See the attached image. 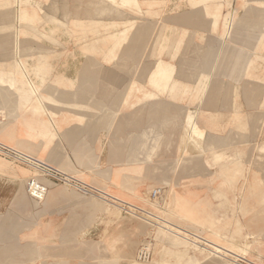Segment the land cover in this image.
I'll list each match as a JSON object with an SVG mask.
<instances>
[{
  "label": "crops",
  "instance_id": "1",
  "mask_svg": "<svg viewBox=\"0 0 264 264\" xmlns=\"http://www.w3.org/2000/svg\"><path fill=\"white\" fill-rule=\"evenodd\" d=\"M178 5L182 14L173 16ZM138 10L164 11L166 25L175 19L190 31L184 42L197 44L202 57L195 75L162 58L173 65L171 77L156 86L159 60L143 82L137 45L131 56L121 52L130 57L122 66L96 49L127 43ZM234 91L244 108L264 105V0H0V264H138L132 257L159 229L143 234L138 219L166 220L143 197L150 188L164 189L151 204L173 202V190L193 194L204 225L184 219L200 228L194 232L171 224L198 236L201 249L249 252L189 254L182 264H264V163L233 161L240 137L226 129L233 111L224 109ZM190 114L200 137L212 133L216 161L189 151ZM18 155L90 192L41 176ZM32 178L48 186L44 200L28 194Z\"/></svg>",
  "mask_w": 264,
  "mask_h": 264
},
{
  "label": "rangeland",
  "instance_id": "2",
  "mask_svg": "<svg viewBox=\"0 0 264 264\" xmlns=\"http://www.w3.org/2000/svg\"><path fill=\"white\" fill-rule=\"evenodd\" d=\"M167 1L168 0H158L159 4L163 5L166 4ZM181 1L182 0H178V2L180 3ZM179 7L180 6L178 5L174 9V13L176 15L173 16L182 14V11ZM137 16L138 20L130 22L127 27L126 35L128 36L126 37L127 39H125L127 40V43H124V39H122L120 41L117 40V42L112 40L110 43H104L101 45L95 44L96 49H104L111 54V59H109L108 62H115L116 65L120 64L122 66L124 64L123 60L125 59V54L121 52L126 50L127 56H131L135 51V46L137 45V54L141 56V59L137 60V65L138 67L141 66L143 68V72H145L146 74L148 73V75H143V82H146L147 76L149 77V73L151 72V69L154 67L155 63L162 58L174 64L175 69L183 70L182 72H184V70H187L189 72H193L194 74V72L196 71L194 63H197L202 57L200 56V53L195 50L198 46L197 44L190 43L189 41L184 42V38L187 39L188 35H190V31L187 29L184 30L182 23H177L179 21H176L175 19L173 21L174 24L170 22L171 25H166L164 19L166 20L167 16L164 11H158L151 15V12L138 10ZM196 33L198 32H191L192 37L194 35L198 36L199 33ZM135 39H138L137 44L134 42ZM108 46H110V48H108ZM141 46L142 50H140ZM193 46L194 48H191ZM128 58L130 57L126 58L127 61ZM170 63H167L164 60H159L156 63L155 74L152 76V80L154 82L151 81L152 84L157 86L159 81H169L171 74H168L166 70L168 67H173V65ZM256 78L257 77H254V79ZM191 79L193 80L194 77H191ZM233 94H235V96L231 99L232 108H230V100L227 99L225 101V104L228 103V105L224 109V112L227 111V114H230L231 110L233 111L232 118H226L228 119V121L226 122V129L231 130L233 133H237L240 137V139H238L239 147L237 148L239 150V154L238 156H233V161L235 163H246L249 161L264 163V150H261L259 147L264 142V139L262 140V137H264V105L261 107L244 108L241 93H239L238 95V92L234 91ZM262 94L263 91H259L256 101L260 98L262 99ZM28 96H30V98H34L36 97V94L34 92H30L28 93ZM243 114H245L244 118H242ZM190 116V130H188L189 134L188 137H186L189 151L192 154H198L199 152L204 153V157L208 158L210 162L216 161L215 153L220 152L218 151L220 150V148L217 149L215 147V142L210 138L212 133L210 132L209 134H207V137L205 139L200 137L203 136V131L198 125L197 121L194 119L193 114H190ZM252 138H254L253 143ZM221 150L230 151V148L228 147V149H225L224 147V149ZM230 161L231 160H228V162ZM167 189L166 191H168ZM152 190V188L147 190L143 197L148 201V204H150L152 206L151 208H153L154 210L155 208L162 209L167 221L182 228L184 227L186 229L194 230V232H198L200 228L193 226H197L201 223L204 225V221H201L197 218L198 201H195L193 199L194 197L192 193L188 191L184 193H177L173 190V202L171 197L169 198L168 196V198H166V201L162 203L165 206L163 209L159 208L160 203H157V201H155L154 204H151L152 202L150 201V192ZM155 203L157 204V206L155 205ZM184 219L190 220L193 226H191L190 224H185V222H183ZM151 226L152 225L149 220L142 221L138 219V229L143 234ZM161 231H164L162 232V236H160ZM156 232L157 235L160 236L158 237V243L163 245V249L161 252L160 250L156 252L153 248V244L155 245L156 242L154 241V238L148 236L149 240L151 238L153 242V260L155 258L154 261L152 260L153 262L151 261V264L157 263L156 261H158V263H161L160 259H164V262L169 264H182L183 259L188 257L189 254L194 255V257L200 258L206 256L212 259H226L229 256H233L234 259H239V257H241L239 256V254L245 257L249 255V252L246 251V249L242 250L236 248L234 250L237 253H232L231 251L225 250L220 246H215L214 244H210L211 247L207 249V252L200 248L202 246H200L199 242H202V240L198 236L192 235L189 232L184 231L183 229L175 228L171 232L165 231L163 229H151L148 235H156ZM212 238L213 240L216 239L214 236ZM147 240L148 239L144 240L145 243ZM216 240L221 242L219 239ZM250 248L252 247L250 246ZM176 251L185 252L186 254L181 260H177Z\"/></svg>",
  "mask_w": 264,
  "mask_h": 264
},
{
  "label": "built area",
  "instance_id": "3",
  "mask_svg": "<svg viewBox=\"0 0 264 264\" xmlns=\"http://www.w3.org/2000/svg\"><path fill=\"white\" fill-rule=\"evenodd\" d=\"M17 158L33 166L41 176L48 177L57 183L73 186L84 194H88L90 192L89 188L80 184H76L74 177L68 176L44 162H41L37 159L25 155H18ZM27 192L35 200H44L48 193V186L45 183L39 181L38 179L32 178L27 184ZM163 193V188H157L150 192V197L152 200H158L163 195ZM159 203V207L162 208V202L159 201ZM122 209L127 210L129 208L123 206ZM149 221L151 222V225L153 227L163 229L168 232H171L174 229L172 224L163 218L152 217L151 219H149ZM153 253V250L148 246H142L138 250L136 259L137 261L139 260L140 262L148 263L153 260Z\"/></svg>",
  "mask_w": 264,
  "mask_h": 264
},
{
  "label": "bare ground",
  "instance_id": "4",
  "mask_svg": "<svg viewBox=\"0 0 264 264\" xmlns=\"http://www.w3.org/2000/svg\"><path fill=\"white\" fill-rule=\"evenodd\" d=\"M6 146V145H5ZM25 154V153H24ZM31 157V156H30ZM150 222V221H149ZM146 223V222H145ZM147 224V223H146ZM145 226V225H144ZM142 228V227H141ZM140 228V229H141ZM162 230V229H161ZM157 231H159V230H157ZM162 232H164V231H161V233H160V236H162ZM154 233V232H153ZM148 236H151V238H154V241L156 242L155 243V245L153 244V242H152V239L150 238V240H149V237L147 238L148 240L146 241V243H145V241H144V243L142 244V246H148L149 248H151L152 250H153V248L155 249V251L156 252H158V250H157V248L159 247V243H158V237H160L159 235H157V232H156V235H154V234H151V235H148ZM146 240V239H145ZM152 244H153V248H152ZM140 248V247H139ZM162 247H161V249H160V252L162 251ZM177 253H176V258H177V260H181L184 256H185V252H179V251H176ZM122 253V252H121ZM159 254V253H158ZM110 255V254H109ZM108 255V256H109ZM111 256H113V255H111ZM115 258V257H114ZM131 258V257H130ZM132 259H133V261H137V260H134V257H132ZM132 259H131V261H132ZM108 260V259H107ZM154 260H155V258H154ZM153 260V261H154ZM112 261V260H111ZM139 261V260H138ZM152 261V262H153ZM151 261H150V263H145V262H143V263H140V261L138 262V264H151L152 263ZM156 262H158V261H156ZM122 263V262H121ZM125 264V263H124ZM131 264H133V263H131ZM157 264V263H156Z\"/></svg>",
  "mask_w": 264,
  "mask_h": 264
}]
</instances>
